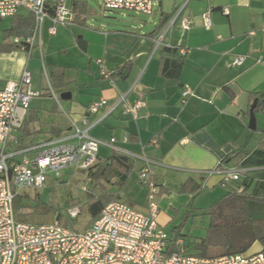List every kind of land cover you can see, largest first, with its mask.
<instances>
[{"label":"crops","instance_id":"crops-1","mask_svg":"<svg viewBox=\"0 0 264 264\" xmlns=\"http://www.w3.org/2000/svg\"><path fill=\"white\" fill-rule=\"evenodd\" d=\"M94 2L67 0L75 24L58 26L50 34L46 20L29 51L22 47V29L33 14L19 7L13 16L0 17V89L27 69L32 88L41 92L11 131L7 149L19 160L34 153H20L23 148L71 135L73 123L87 126L89 135L101 141L98 159L114 151L131 158L121 200L141 212L146 211L148 190L137 175L146 157L156 184L158 223L164 229L171 224L170 231L165 229L170 240L181 213L184 223L176 239L183 240L188 254L197 255L191 245L206 235L214 202L243 180L264 189V0H157L150 15L119 10L121 18L112 22L100 19ZM207 11L209 28L202 20ZM177 12L155 46L153 39ZM182 17L190 20L189 28L180 26ZM166 48L181 57L177 77L160 73ZM239 56L243 61L236 65ZM43 65L59 104L48 94ZM185 85L193 94L183 102ZM129 88L128 104L143 101L134 115L115 105ZM63 92L69 97L61 98ZM100 98L106 104L88 111ZM254 101L252 129L249 108ZM67 141L77 140L70 136ZM73 170L87 177V171ZM225 171L237 173L238 179L224 181ZM195 186L199 190L191 191ZM170 244L176 249L175 241ZM259 251L264 253V246L256 240L243 253Z\"/></svg>","mask_w":264,"mask_h":264},{"label":"built area","instance_id":"built-area-1","mask_svg":"<svg viewBox=\"0 0 264 264\" xmlns=\"http://www.w3.org/2000/svg\"><path fill=\"white\" fill-rule=\"evenodd\" d=\"M101 2L107 10L145 15L152 14L157 5V0ZM19 7L28 9L34 16L32 33L22 43V47L28 51L35 46L46 20L50 23L47 27L50 34H54L58 26L75 24L74 13L67 0H0V17L13 16ZM177 15L178 12L153 39L155 46L162 43ZM202 20L205 28L211 26L208 11L202 13ZM179 23L183 29H187L191 22L187 17H182ZM15 41L19 42L18 39ZM180 54L184 55L185 50H181ZM242 61L243 57L239 56L235 58L234 64L239 65ZM42 70L48 94L59 104V97L48 81L44 65ZM102 74L109 75L105 71ZM131 88L119 95L115 105L121 104L123 113L134 115L143 106V101L138 99L132 104L127 103L126 94ZM40 94L39 90L32 88L31 73L27 69L22 71L18 81L8 82L0 89V264H264L262 251L213 257L188 254L181 238L175 240L176 249L168 250L169 237L157 221L158 205L154 200L156 184L146 157L137 175L140 184L148 190L145 212L122 200H113L105 204L83 230H73L57 221L36 223L18 220L13 207L16 193L22 189L40 188L50 173L59 176L66 168L87 171L95 163L101 143L89 135L87 126L73 123L71 135L23 148L20 153L34 151L33 155H22L16 160L14 153L7 149L11 131L20 126L23 112L29 107L32 98ZM192 94L193 90L185 85L182 101ZM106 102L105 98H100L89 105L88 111L95 112ZM70 136L76 138V143L67 141ZM236 179L237 173L224 172V181ZM66 213L74 218L80 213V207L70 206Z\"/></svg>","mask_w":264,"mask_h":264},{"label":"trees","instance_id":"trees-1","mask_svg":"<svg viewBox=\"0 0 264 264\" xmlns=\"http://www.w3.org/2000/svg\"><path fill=\"white\" fill-rule=\"evenodd\" d=\"M75 3L79 4L80 1ZM24 24H27L28 27L22 29V35L27 38L32 33L33 15H30ZM165 51L166 56L161 61L160 73L167 77H177L181 69V57L176 56V49L166 48ZM131 169V158L114 151L104 159L97 158L87 170V177L92 183V189L87 193V205L91 221L97 217L105 204L123 198L122 188ZM189 186L190 184L187 183L184 187L189 188ZM199 188L195 186L191 191L197 192ZM24 197L28 196L19 193L13 196V207L18 220L47 223L33 219L37 214H47L51 215L49 221L55 220L64 225L62 215L50 206L42 205V211L38 212V203H36L29 212L22 211L27 208L23 204ZM34 199L37 200L36 197ZM263 207L264 189L257 186L251 188L249 182L243 180L237 189L227 191L211 205L208 210L210 222L207 233L203 238L195 240L191 246L198 250L197 255L206 257L243 252L256 240L264 246ZM181 226L182 224L174 227L175 233L172 239H168V250L175 249L170 243L180 236Z\"/></svg>","mask_w":264,"mask_h":264},{"label":"rangeland","instance_id":"rangeland-1","mask_svg":"<svg viewBox=\"0 0 264 264\" xmlns=\"http://www.w3.org/2000/svg\"><path fill=\"white\" fill-rule=\"evenodd\" d=\"M94 3L97 13L100 14V19H103L106 22H112L115 20L114 18H117L118 20L121 18L119 10L104 9L101 0H96ZM73 172H75L73 168H69L62 170L59 176L50 173L42 187L20 190L18 192L20 195L26 194L28 196L24 197L23 202L27 208L22 211L29 212L33 209V206L38 203L37 211L39 212L42 211L44 205H47L62 215L64 226L73 230H83L87 228L91 222V216L87 205V193L92 189V183L83 172H78L79 174ZM34 197H36L37 200H35ZM69 206H79L81 209L80 213L74 218L69 217L66 213V209ZM140 210L142 211V209ZM180 216L181 213L177 214L174 219L176 225L184 223ZM50 217L51 215L47 214H37L33 219L41 222H52L49 221V219H51ZM185 223H187V221ZM170 227L171 224L165 227V229L170 231Z\"/></svg>","mask_w":264,"mask_h":264},{"label":"water","instance_id":"water-1","mask_svg":"<svg viewBox=\"0 0 264 264\" xmlns=\"http://www.w3.org/2000/svg\"><path fill=\"white\" fill-rule=\"evenodd\" d=\"M70 93L69 92H63L60 94V97L65 99L69 97ZM260 96L264 97V93H261ZM257 101V100H256ZM256 101L253 102V104L249 108V128L254 129L255 128V114H254V108L256 106ZM264 101V98H263Z\"/></svg>","mask_w":264,"mask_h":264}]
</instances>
